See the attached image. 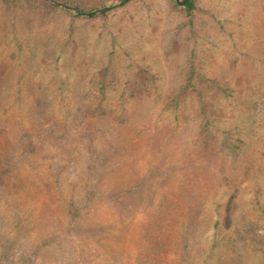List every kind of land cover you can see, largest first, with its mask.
I'll return each instance as SVG.
<instances>
[{
    "label": "rangeland",
    "instance_id": "rangeland-1",
    "mask_svg": "<svg viewBox=\"0 0 264 264\" xmlns=\"http://www.w3.org/2000/svg\"><path fill=\"white\" fill-rule=\"evenodd\" d=\"M116 1L0 0V264H264V0Z\"/></svg>",
    "mask_w": 264,
    "mask_h": 264
},
{
    "label": "trees",
    "instance_id": "trees-1",
    "mask_svg": "<svg viewBox=\"0 0 264 264\" xmlns=\"http://www.w3.org/2000/svg\"><path fill=\"white\" fill-rule=\"evenodd\" d=\"M129 0H117L116 3L117 5H124L127 3ZM173 1V0H172ZM116 4L112 3L111 6L108 7H101L102 9H93V10H79L77 8H70L68 5H64L63 9L65 10H74L76 12V15L81 17V18H88V19H93L95 17H105L111 9L115 7ZM176 5V3H175ZM181 8L185 11L186 16L190 17L193 13V11L196 8L195 0H184ZM121 195V192L119 193Z\"/></svg>",
    "mask_w": 264,
    "mask_h": 264
}]
</instances>
